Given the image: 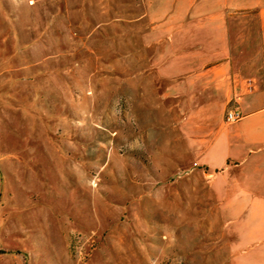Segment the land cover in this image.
Instances as JSON below:
<instances>
[{"label": "rangeland", "instance_id": "374dc122", "mask_svg": "<svg viewBox=\"0 0 264 264\" xmlns=\"http://www.w3.org/2000/svg\"><path fill=\"white\" fill-rule=\"evenodd\" d=\"M146 1L0 0V264L240 261L149 92Z\"/></svg>", "mask_w": 264, "mask_h": 264}, {"label": "crops", "instance_id": "0c3cea01", "mask_svg": "<svg viewBox=\"0 0 264 264\" xmlns=\"http://www.w3.org/2000/svg\"><path fill=\"white\" fill-rule=\"evenodd\" d=\"M144 13L149 92L179 110V152L211 175L238 264H264V0H147ZM229 103L241 116L227 122Z\"/></svg>", "mask_w": 264, "mask_h": 264}, {"label": "built area", "instance_id": "2783aa9c", "mask_svg": "<svg viewBox=\"0 0 264 264\" xmlns=\"http://www.w3.org/2000/svg\"><path fill=\"white\" fill-rule=\"evenodd\" d=\"M241 116V111L234 105L227 106L223 114L224 121H233ZM195 164V162H193Z\"/></svg>", "mask_w": 264, "mask_h": 264}]
</instances>
